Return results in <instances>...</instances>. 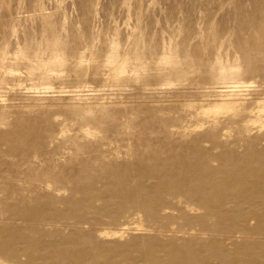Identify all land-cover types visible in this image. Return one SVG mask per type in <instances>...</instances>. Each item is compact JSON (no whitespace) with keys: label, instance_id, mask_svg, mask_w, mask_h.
I'll return each instance as SVG.
<instances>
[{"label":"rangeland","instance_id":"1","mask_svg":"<svg viewBox=\"0 0 264 264\" xmlns=\"http://www.w3.org/2000/svg\"><path fill=\"white\" fill-rule=\"evenodd\" d=\"M0 71L4 199L20 208L30 198L49 213L88 220L73 237L77 246L62 229H50L57 235L44 237L45 244L91 251L133 241L146 248L180 244L193 239L175 235L186 228L183 213L163 210L165 203L154 210L123 203L114 172L131 170L126 186L143 189L149 183L142 163L157 152L171 155L200 140L205 156L229 158L264 139V128L249 123L264 101V0H0ZM222 100L237 104L205 113ZM247 125L252 139L244 137ZM10 132L21 138L9 140ZM139 222L145 231L136 230ZM6 226L0 222V230ZM233 227H221L222 235L234 231L238 238L220 242L219 263L231 264L236 253L239 264H249L251 244L264 262V232L246 237L256 222ZM126 228L122 238L97 233ZM8 260L25 264L23 257Z\"/></svg>","mask_w":264,"mask_h":264},{"label":"bare ground","instance_id":"2","mask_svg":"<svg viewBox=\"0 0 264 264\" xmlns=\"http://www.w3.org/2000/svg\"><path fill=\"white\" fill-rule=\"evenodd\" d=\"M138 62L140 61L138 60ZM236 104L229 100L215 102L209 104L205 113L219 114L220 111L232 108ZM256 104L258 118L249 121V123L254 126L259 124L256 126H260L259 128L263 130L264 119L261 117H264V101ZM249 126L245 127L243 133L246 139H252L250 138L252 130L249 129ZM7 137L9 140L21 138L20 135L13 132L7 133ZM263 142L264 139L257 142L251 140L242 153L234 152L229 158L225 156L213 158L209 154L205 156L200 140L197 141L198 145H189L171 155L165 156L157 152L149 157V161L145 160L146 162L142 163L145 174L142 178L149 183L143 189V183L131 188L126 186L125 182L129 180L131 170H115L113 175V178H116L113 180L115 193L123 203L133 204L139 210H154L158 208L159 204L164 205L163 203H165L166 206L162 208L163 210L175 207L183 213L182 217L186 228L181 230L179 227L177 230L173 228L176 232L174 230L171 232H175V235L176 233L190 235V239L191 236L193 239L185 242L179 240L180 244L169 242L154 248L152 246L146 248V244L144 248L141 246L144 244H139L140 247L133 241L126 245H113L107 250L97 248L95 251H91L87 247L65 248L50 240L45 244L44 237L47 242L48 239H51L50 236L54 238L57 235L56 232L50 233V229L67 231L70 235L65 240L71 244V247L79 244L80 241L77 238L74 241L73 237H76L77 231L88 228V220L75 212H71L68 218L49 213L44 210V204H41L40 201L34 203L30 201V198L26 201L27 206L13 208L3 197L6 192L0 191V206L2 205L4 208L0 215L2 217L0 222L7 225L0 230V254L5 256L0 260V264H13L8 260L11 256L23 257L25 264H220L217 251L220 248V242L233 241L238 238L234 231L222 235L220 231L223 224L233 230V226L238 222L248 225L255 221L256 227L248 230L251 235L246 236L254 240L257 239L255 235L264 232L261 226L264 223V148L258 147ZM237 148H241L240 143ZM215 163H218V166ZM140 174L142 175V170H140ZM140 174L138 176H141ZM142 190L149 196L141 195ZM258 210H262L263 213H259ZM198 212H203V214L193 218V215ZM234 213L240 214L236 218ZM228 214H232L231 217H227ZM17 222L24 224V228L17 230L9 227L10 223L16 224ZM170 225L169 227H172ZM197 226L200 228L198 229ZM27 230H30L29 232L32 234L22 236ZM125 230L129 229L119 230V232L103 229L97 233L101 238H122ZM136 230L145 231L146 229L139 222ZM181 237L183 238V236ZM239 238H243V236L241 235ZM20 242L22 246H16ZM203 243L214 246L216 250H207ZM248 247L246 256H248L249 264H253V262L264 264L257 255L255 256L256 244H251ZM261 255H264V251L261 252ZM231 264H239L236 253L231 258ZM240 264L245 263L241 261Z\"/></svg>","mask_w":264,"mask_h":264}]
</instances>
